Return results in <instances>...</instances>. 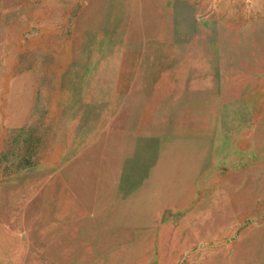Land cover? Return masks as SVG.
<instances>
[{
  "label": "rangeland",
  "instance_id": "obj_1",
  "mask_svg": "<svg viewBox=\"0 0 264 264\" xmlns=\"http://www.w3.org/2000/svg\"><path fill=\"white\" fill-rule=\"evenodd\" d=\"M264 264V0H0V264Z\"/></svg>",
  "mask_w": 264,
  "mask_h": 264
},
{
  "label": "crops",
  "instance_id": "obj_2",
  "mask_svg": "<svg viewBox=\"0 0 264 264\" xmlns=\"http://www.w3.org/2000/svg\"><path fill=\"white\" fill-rule=\"evenodd\" d=\"M14 263H16V260L12 261V263H11V264H14Z\"/></svg>",
  "mask_w": 264,
  "mask_h": 264
}]
</instances>
